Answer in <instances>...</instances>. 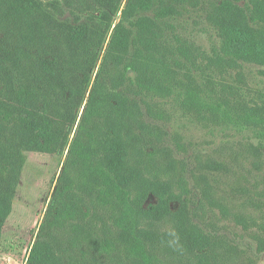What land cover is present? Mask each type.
Wrapping results in <instances>:
<instances>
[{
	"label": "rangeland",
	"instance_id": "374dc122",
	"mask_svg": "<svg viewBox=\"0 0 264 264\" xmlns=\"http://www.w3.org/2000/svg\"><path fill=\"white\" fill-rule=\"evenodd\" d=\"M127 1H123L111 31ZM70 7L86 10V0H0V264H27L42 234L52 243L53 236L57 239L55 251L62 264H179L161 249L153 251L140 237L146 228L157 234L172 230L174 217L186 214L179 212L178 204L173 205L174 217L154 220L132 214L125 199L119 201L116 210L106 196H101L97 199L98 217L87 219L95 225L98 219L105 220L123 233V242L105 240L96 226L95 237L100 238L97 245L68 232L75 215L48 216L57 190L63 188L61 175L75 139L82 143L77 152L79 162L96 172L102 168L99 157L110 128H118L129 144L136 134L131 110L122 116L113 109L117 104L114 92L131 97L118 82L105 76L106 81L96 83L107 44L100 54L88 55L87 46L74 51L65 42L61 25ZM199 21V25L189 21L193 39L210 49L214 37L211 31L195 33L197 26L207 28L204 19ZM44 60L57 62L58 79L44 75ZM232 78L229 83L239 97L261 102L264 68L247 66L241 84L236 82L235 72ZM86 80L89 85L85 91ZM217 84L216 89L222 91ZM8 85H15L18 96L30 98L54 117L5 101L2 96ZM91 96L98 98V113L85 118ZM226 96L233 99L230 93ZM163 105L153 110L154 120L147 117L167 132L162 145H157L153 155L142 157L135 151L145 143L144 138L133 141L130 164L140 163L147 176L187 185V211L191 207L195 223L216 236L207 241V264H264V147H260L259 139L249 131L219 127L220 120L210 115L200 121L179 111L173 102L170 107ZM74 107H79L78 114L73 115L74 124L60 119ZM147 152H152L149 147ZM175 161L181 163L176 169ZM76 168L78 164L73 163L70 170ZM157 203L150 197L145 207ZM121 208L125 213L121 214ZM124 215L131 223L128 230L121 227ZM41 226L46 229L44 233ZM198 258L194 256L195 263Z\"/></svg>",
	"mask_w": 264,
	"mask_h": 264
},
{
	"label": "trees",
	"instance_id": "16d2710c",
	"mask_svg": "<svg viewBox=\"0 0 264 264\" xmlns=\"http://www.w3.org/2000/svg\"><path fill=\"white\" fill-rule=\"evenodd\" d=\"M123 1L86 0V10L70 7L61 31L72 50L84 45L88 55L100 54L107 44L96 83L108 78L118 82L131 97L130 100L114 92L117 104L113 109L122 112V116L131 110L136 120V134L129 144L121 137L118 128H110L99 157L102 168L96 172H92V166L79 162L77 152L82 143L75 139L70 148L68 166L61 175L63 188L57 190L48 216L75 215L77 218L68 224V232L75 238L90 239L97 245L100 238L95 237L96 226L105 240L123 242V233L105 220L98 219L95 225L87 219L89 216L98 217L97 199L101 196H106L116 210L119 201L125 199L133 210L132 214L154 220L174 217L173 205L178 204L179 212L186 214L177 219L174 217L172 230L180 237L182 252L168 246L169 231L157 234L146 228L141 230L140 237L153 251L161 249L164 255L179 264H207V241L216 236L195 223L191 207L187 211L190 203L187 185H174L145 175L140 163L130 164L128 158L132 154L129 148L136 140L144 138L145 143L135 152L142 157L153 155L167 132L148 121L147 117L154 120L153 110L166 103L170 107L172 102L179 111L200 121L210 115L220 120L219 127L252 132L259 139L260 147H264V95L261 102L242 99L229 83L233 72L238 76L236 82L241 84L247 66L264 68V0H216L213 4L214 0H128L111 31ZM199 19L205 20L207 28L197 26L195 33L212 32L214 42L210 49L193 39L194 31L190 30L189 21L199 25ZM42 68L50 80L58 79L60 74L55 60H44ZM217 83L222 91L216 89ZM88 85L89 80L84 81L85 91ZM228 87L230 89L226 90ZM15 90V85H8L3 99L21 109L54 117L53 112L37 107L30 98L18 96ZM226 93H230L233 99ZM82 104L80 102V106ZM97 104L98 98L91 96L85 118L94 115ZM79 107L76 110L74 107V111L60 119L74 124L76 118L73 115L78 114ZM126 125L129 127V123ZM148 143L154 144L150 146ZM148 147L152 152H147ZM73 163H77L78 168L70 170ZM179 164L175 161L173 167L176 169ZM150 197H155L158 203L146 208ZM123 213L125 211L121 208ZM124 216L121 227L128 230L131 223L129 216ZM41 230L44 233L46 229L41 226ZM52 239L53 243L42 234L32 247L27 264H62L60 254L55 251L57 239L54 236ZM195 255L199 262L195 263Z\"/></svg>",
	"mask_w": 264,
	"mask_h": 264
},
{
	"label": "clouds",
	"instance_id": "9594fccd",
	"mask_svg": "<svg viewBox=\"0 0 264 264\" xmlns=\"http://www.w3.org/2000/svg\"><path fill=\"white\" fill-rule=\"evenodd\" d=\"M168 246L172 247L174 250L182 252L183 251V246L180 243V237L179 235L176 233L175 230H170L168 232Z\"/></svg>",
	"mask_w": 264,
	"mask_h": 264
}]
</instances>
